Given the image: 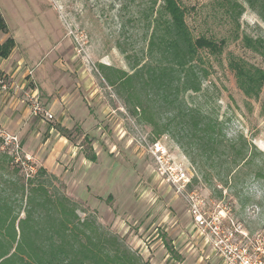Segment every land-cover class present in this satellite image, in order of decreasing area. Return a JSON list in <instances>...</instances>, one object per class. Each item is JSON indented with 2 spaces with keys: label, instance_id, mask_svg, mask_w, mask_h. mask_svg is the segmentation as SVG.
Masks as SVG:
<instances>
[{
  "label": "rangeland",
  "instance_id": "374dc122",
  "mask_svg": "<svg viewBox=\"0 0 264 264\" xmlns=\"http://www.w3.org/2000/svg\"><path fill=\"white\" fill-rule=\"evenodd\" d=\"M154 1L0 0L5 34L19 45L15 54L30 65L47 66L45 96L38 90V100L47 111L53 106L54 113L43 127H57L59 119L71 117L70 128L61 129L85 157L78 171L82 158L58 160L61 173L55 174L49 166L40 167L45 157H32L22 145L17 151L0 148V198L17 213L21 200L15 185L41 182L49 193L74 204L80 221L89 225L78 228L94 237L95 223L142 263L224 264L225 244L250 247V240L259 239L264 248V86L258 99L246 98L230 67L240 61L264 71V54L242 41L245 35L264 39V20L243 0H238L244 11L235 24L217 0H177L193 38L224 42L198 51L197 64L205 72L200 90L181 95L176 113H192L186 120L188 137L180 135L182 149L172 138L182 134L175 130L179 118L129 79L134 68L151 61L147 43L153 25L146 16L153 18L162 4ZM138 100L143 109L134 106ZM192 120L215 126L217 144L222 143L211 149L199 144ZM154 143L190 173L187 188L177 189L155 173L148 153ZM92 153L94 162L87 159Z\"/></svg>",
  "mask_w": 264,
  "mask_h": 264
},
{
  "label": "trees",
  "instance_id": "16d2710c",
  "mask_svg": "<svg viewBox=\"0 0 264 264\" xmlns=\"http://www.w3.org/2000/svg\"><path fill=\"white\" fill-rule=\"evenodd\" d=\"M217 1L235 24L243 14L242 4L238 0ZM243 1L264 20V0ZM149 3L154 5L155 1L149 0ZM161 3L153 18L152 13L146 16L148 26L153 25L147 43L151 61L139 69L134 68L135 72L129 79L134 80L136 85L140 83L135 88L145 90L146 97H150L153 103L161 102L165 110L174 113L173 119L179 118L175 130L182 131V134L175 132L172 138L184 149L186 145L182 143L183 137L180 135L188 137L186 120L192 118V113L186 109L176 115L181 95L200 90L205 72L197 64L199 49L219 48L224 42L217 44L204 37L193 38L185 21V13L177 0H161ZM1 32L6 33L7 26L0 14ZM242 41L247 49L264 54V39H253L245 35ZM14 46L15 42L10 37L1 43L0 59H6ZM230 67L243 95L249 99H258L264 86V71L240 61L230 63ZM123 79L118 80L122 82ZM134 106L143 109V103L139 100ZM261 109L264 112V99ZM192 122H195L194 132L198 134L193 136L198 138L199 144L203 141L205 147L211 149L222 143L217 144L215 126L197 123L196 120ZM57 128L60 134L65 135L61 127ZM185 153L193 162L187 149ZM87 159L90 162L96 161L95 154L87 155ZM38 173L46 174L43 169ZM15 186V192L21 200L17 213H14L11 202L0 198V264H146L127 250L116 236L109 235L95 223L94 237L88 235L84 228H78L89 225L80 221L73 208L74 204L66 196L49 193L41 182L32 184L29 181ZM21 214H24L23 218H20Z\"/></svg>",
  "mask_w": 264,
  "mask_h": 264
},
{
  "label": "crops",
  "instance_id": "0c3cea01",
  "mask_svg": "<svg viewBox=\"0 0 264 264\" xmlns=\"http://www.w3.org/2000/svg\"><path fill=\"white\" fill-rule=\"evenodd\" d=\"M10 35L4 33L0 39V44L9 37L12 38ZM14 42V49L9 56L6 59H0V77H7L13 84L18 86V89H11L6 93L0 92V130L4 134L17 136L19 145H22L24 150L29 155H32V157H36L37 155L41 157L40 159L45 157L42 164L40 163V167L44 169H47V166H49V170L55 174H60L61 169L56 162L62 158H72V156H75L72 161L74 163L76 160L78 163L82 158V161L77 167V171L81 170L85 164V157L82 156L80 151L75 152L76 147H73L71 142L64 135L60 134L57 128L69 129L72 125L70 123L72 121L71 117L59 119L57 121V127L47 124L48 128L43 127L44 122L51 123V121L35 116L30 111V96L33 94L39 96L38 90L42 97L45 96V82L42 72L47 69V66L41 63L40 66H36L38 65L37 61H33L34 63L30 65L24 58H19L15 54L19 45L16 41ZM30 70L32 71L31 80L27 77V73ZM46 109L53 115V106H49ZM76 118L78 119L79 117ZM78 120H81V118ZM52 162L56 166L52 165L54 164Z\"/></svg>",
  "mask_w": 264,
  "mask_h": 264
},
{
  "label": "built area",
  "instance_id": "2783aa9c",
  "mask_svg": "<svg viewBox=\"0 0 264 264\" xmlns=\"http://www.w3.org/2000/svg\"><path fill=\"white\" fill-rule=\"evenodd\" d=\"M31 74L32 71H28L27 77H29V80H31ZM12 84L10 79L1 76L0 92L6 93L11 89H18L17 85ZM29 106L33 115L39 116L47 121L53 119V115L40 105L37 94L30 96ZM8 146L13 147L15 151L19 150L18 138L0 131V148ZM148 153L153 160L155 173L163 177L169 185L177 189H185L189 186L191 182L190 173L177 167L179 165L171 161L167 151L162 146L158 143H154L149 147ZM195 221L198 223L201 222V216L195 215ZM243 236L244 239H248L246 235ZM249 243L251 244L250 247H248L246 242L244 244L241 242L228 245L225 244L222 249L224 264H264V248L259 239L250 240Z\"/></svg>",
  "mask_w": 264,
  "mask_h": 264
}]
</instances>
